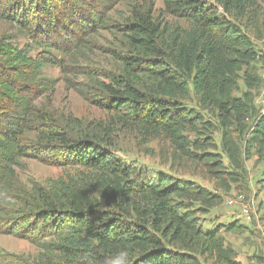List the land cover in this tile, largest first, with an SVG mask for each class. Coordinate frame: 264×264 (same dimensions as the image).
<instances>
[{
  "label": "trees",
  "instance_id": "trees-1",
  "mask_svg": "<svg viewBox=\"0 0 264 264\" xmlns=\"http://www.w3.org/2000/svg\"><path fill=\"white\" fill-rule=\"evenodd\" d=\"M160 1L163 15L180 24L159 23L152 12L131 8L130 20L117 28L122 50L111 51L121 67L97 75L104 79L97 105L111 115V129L130 128L143 141L163 137L181 152L204 124L195 108L206 110L222 127V151L238 165L232 128L244 135L242 122L253 118V109L247 95L234 94L240 81L248 90L260 83L252 68L259 56L238 19L255 0ZM121 2L0 0V21L24 40L19 48L11 43L15 36L0 38V180L16 185L19 161L41 160L45 150L61 151L62 164L82 167L100 183V197L77 186L33 191V210L13 223L18 237L40 246L35 264H186V251H214V230H202L176 202L203 200L202 191L120 162L105 138L110 128L83 131L75 139L34 105L37 89L41 95L54 85L42 80L43 70L62 69V58H75L84 43L78 32L103 28L106 13ZM244 142L264 151V108Z\"/></svg>",
  "mask_w": 264,
  "mask_h": 264
},
{
  "label": "rangeland",
  "instance_id": "rangeland-1",
  "mask_svg": "<svg viewBox=\"0 0 264 264\" xmlns=\"http://www.w3.org/2000/svg\"><path fill=\"white\" fill-rule=\"evenodd\" d=\"M141 7L152 12V17L159 23L180 24L163 15L160 0H122L106 13L108 21L103 28H97L93 34L78 32L79 37L84 36V43L75 58H62V69L48 67L43 70L42 80H49L54 85L52 90L41 95L37 89L34 105L57 126L69 130L75 139L83 131L110 128V135L105 138L111 143L110 151L120 162L135 166L143 175L145 172L153 177L163 175L173 183L189 184L190 192L202 191V198L211 199L176 200L182 212H190L202 230H214L215 236L211 243L213 253L203 254L202 249L186 251V264H225L223 257L239 264H264V151L258 153L256 147L244 142L253 120L264 108V4L253 1L252 7L238 19L259 56L252 68L260 80L259 87L253 90H248L240 81L239 91L234 94L238 98L247 95L253 109V118L242 122L244 135H239V127L232 128L238 165H233L222 151L223 130L215 115L198 107L195 110L202 116L204 124L198 127L200 134L190 135L191 145L184 152L175 149L163 137L143 141L130 128L113 125L115 128L111 129V115L97 105L100 84L104 82L97 75L119 72L121 66L111 53L122 50L123 37L117 28L130 20L131 8ZM2 36H15L11 42L13 46L24 45L19 34L0 21V38ZM191 105L194 107L193 103ZM34 138L33 133L28 136L31 141ZM39 153L41 160L29 157L19 161L15 168L16 185L15 182L5 184V178L0 180V264H35L41 254L40 246L16 235L13 223L28 214L29 209L33 210L34 207H29L34 205L32 198L36 188L56 192L65 186H77L100 197L96 175L82 167L62 164L61 151L45 154V150H41ZM45 155L46 159H43ZM7 185H12L13 189L7 187L6 191ZM244 207L250 208L249 219L242 214ZM229 226L235 228L227 230Z\"/></svg>",
  "mask_w": 264,
  "mask_h": 264
},
{
  "label": "built area",
  "instance_id": "built-area-1",
  "mask_svg": "<svg viewBox=\"0 0 264 264\" xmlns=\"http://www.w3.org/2000/svg\"><path fill=\"white\" fill-rule=\"evenodd\" d=\"M250 213H251V211H250V208H249V207H244V208H243V210H242V214L244 215V217H245L246 219H249V217H250Z\"/></svg>",
  "mask_w": 264,
  "mask_h": 264
},
{
  "label": "clouds",
  "instance_id": "clouds-1",
  "mask_svg": "<svg viewBox=\"0 0 264 264\" xmlns=\"http://www.w3.org/2000/svg\"><path fill=\"white\" fill-rule=\"evenodd\" d=\"M122 255H123L124 257H127V256H128V253L125 251V252L122 253Z\"/></svg>",
  "mask_w": 264,
  "mask_h": 264
},
{
  "label": "crops",
  "instance_id": "crops-1",
  "mask_svg": "<svg viewBox=\"0 0 264 264\" xmlns=\"http://www.w3.org/2000/svg\"><path fill=\"white\" fill-rule=\"evenodd\" d=\"M261 223L263 224V222H261ZM258 228H260V226Z\"/></svg>",
  "mask_w": 264,
  "mask_h": 264
}]
</instances>
